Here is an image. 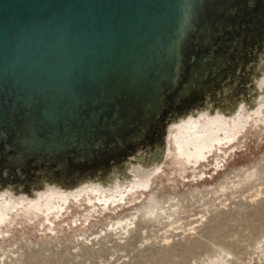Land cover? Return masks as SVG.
<instances>
[{
    "label": "water",
    "instance_id": "1",
    "mask_svg": "<svg viewBox=\"0 0 264 264\" xmlns=\"http://www.w3.org/2000/svg\"><path fill=\"white\" fill-rule=\"evenodd\" d=\"M263 15L264 0H0V166L74 182L166 135L245 62Z\"/></svg>",
    "mask_w": 264,
    "mask_h": 264
},
{
    "label": "rangeland",
    "instance_id": "2",
    "mask_svg": "<svg viewBox=\"0 0 264 264\" xmlns=\"http://www.w3.org/2000/svg\"><path fill=\"white\" fill-rule=\"evenodd\" d=\"M261 114L264 103L235 120L199 116L173 124L158 168L113 187L51 189L34 198L0 189V264H264ZM207 122L220 136L234 127L245 129L227 146L185 132L210 133L214 129ZM205 149L211 155L202 160ZM82 164L90 168L88 161ZM249 173L254 176L247 178ZM104 196L124 200L103 211ZM159 208L162 217L155 219ZM150 210L153 216L145 214ZM169 212L177 215L168 217ZM126 217L133 223L130 233L110 228Z\"/></svg>",
    "mask_w": 264,
    "mask_h": 264
},
{
    "label": "bare ground",
    "instance_id": "3",
    "mask_svg": "<svg viewBox=\"0 0 264 264\" xmlns=\"http://www.w3.org/2000/svg\"><path fill=\"white\" fill-rule=\"evenodd\" d=\"M263 82L264 27L261 30L260 37L254 40L252 48L249 51V54L246 56L245 62L240 63L238 67H236L233 71L229 70L224 81L218 82L212 89H208L201 99L190 102L187 105L186 109L182 110L179 113L170 115L166 125V129H171L173 127V124H179L189 118L192 119L199 116H204L208 120H210V117L218 118L219 116L235 120L240 116H247L251 112H254L256 110L258 111L264 103V90L261 88V84ZM259 118L261 119L258 120H263L264 122V115L261 114ZM196 127L198 126H195V128ZM209 127H212V129L215 128V126L212 124L209 125ZM244 129V126L234 127L232 134L225 133L223 136L221 135L222 137L219 134L220 129H216V131L214 129L210 133H198L196 131L188 130H186L185 132L199 134V138L212 137L215 138V142L217 145H222L221 143L225 142L224 145L227 146L229 144H232ZM170 134V137H172L173 133L170 132ZM206 141L209 144L210 149L214 148V145L210 143V139L207 138ZM167 145L166 135H159L158 138L153 142H148L145 145L139 144L131 149H128L124 152L123 155L112 161V163L105 170L98 171L96 175L86 173L83 178L74 180V182H72V180L70 182H66V180L63 178L55 179L54 177L48 176L42 172H37L30 176L23 174L21 171L9 172L0 166V189L11 191L13 196H28L34 198L37 197L40 193L47 192L51 189H58L61 191L69 189L79 190L90 185L113 187V185L117 181L130 182L132 178L137 174H147L154 172L161 164L166 155ZM205 150L208 151V153L202 154V160L211 155V151H209V149ZM252 176H254V174L249 173L247 178H252ZM222 189H225V187H222ZM99 200L104 201L103 211H105L108 210L111 205L115 206L116 204H120L124 200V198L120 197L118 199H113L111 197L104 196ZM173 205L171 204V206ZM46 207L49 208L50 206L47 205ZM155 208H157V206H155ZM164 208H159L156 214L154 210L146 211L145 214H149L151 216L155 214V219H159L160 217H162V211L164 210ZM54 209L58 208L53 206L51 210L53 211ZM174 209H176V207H174ZM51 210H49V212H51ZM169 213L168 217H171L173 213L174 216L176 214L175 212ZM47 214L49 213L47 212L46 215ZM129 218L131 217L129 216ZM176 219L177 218H175V220ZM44 220L47 222L50 221V219H48V216H46ZM126 220L127 221L116 220V222L114 221L116 225L109 224L111 225V227H109L114 231L116 229H119L120 232H123L124 235L128 234L130 233L129 227L133 223L130 225L132 221L130 222L128 218ZM111 221H108V223H111ZM217 264L225 263L223 262V260H221Z\"/></svg>",
    "mask_w": 264,
    "mask_h": 264
},
{
    "label": "flooded vegetation",
    "instance_id": "4",
    "mask_svg": "<svg viewBox=\"0 0 264 264\" xmlns=\"http://www.w3.org/2000/svg\"><path fill=\"white\" fill-rule=\"evenodd\" d=\"M209 121H210V120H209ZM207 124H208V126H209V125H211V123H210V122H207Z\"/></svg>",
    "mask_w": 264,
    "mask_h": 264
}]
</instances>
